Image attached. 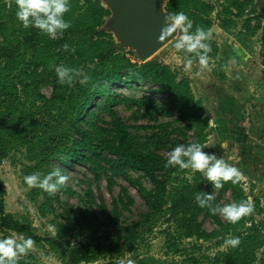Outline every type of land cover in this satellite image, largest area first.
Masks as SVG:
<instances>
[{
	"label": "trees",
	"instance_id": "1",
	"mask_svg": "<svg viewBox=\"0 0 264 264\" xmlns=\"http://www.w3.org/2000/svg\"><path fill=\"white\" fill-rule=\"evenodd\" d=\"M35 1L0 0V65L2 60H10L18 53L35 56V60L24 62L21 68L27 75H0V117L4 114L9 117L19 108L18 118L35 122L47 107L56 105L67 120L63 125L66 133H54L38 140L22 138L28 148L39 146L34 154L36 162L42 165L62 153L87 164L95 177L104 175L109 187L113 177L121 176L137 190L147 209L140 211L138 217H124L122 213L132 201L125 187L112 199L109 209L104 202L96 203L88 186L84 195L73 193L78 204L59 200L60 211L54 209L62 239L53 235L37 236L31 223L22 222L0 208L1 225L24 234L27 240L46 241L58 251L65 264L92 262L107 256L109 260L104 264H120L115 256L135 252V246L142 240V228L150 232L158 220L173 226L162 231L169 251L179 250L178 242L184 239H193L194 249H200L199 242L207 243L205 250L226 245L212 255L191 254L189 262L193 264H199L201 259L207 264H256L258 261L264 264V258L259 259L257 255L264 245V215L260 220L255 218L264 210L260 197L247 194L239 177L229 169L198 168L188 177L196 161L195 151L209 134L203 101L193 93L190 78L177 65L155 57L133 61L121 52L123 46L114 42L111 32L103 27L110 10L100 0H86L84 7L80 0ZM248 8L250 14L257 11L254 0H223L216 13L219 26L228 30L229 22L234 17L242 18ZM165 11L170 19L181 21L187 39L180 45L179 53L187 63L217 57L218 46L210 34L213 4L205 0H166ZM256 18L257 25L253 27L251 18L246 17L242 25L245 31L240 34L253 33L259 27L257 15ZM262 32L264 52V28ZM48 60H55L60 68L55 75H49L52 91L49 97L37 91L35 97L40 103L33 101L26 110L22 96L28 91L27 78L34 77L39 67L45 69ZM215 75L220 79L226 77L223 72ZM118 81L155 83L169 102L155 105L150 99H129L116 94L111 84ZM97 96L103 99L100 110L110 116L106 125H98L92 113L86 114L87 106ZM117 103L136 105L143 110L140 116L149 119L158 115L175 114L176 117L171 121L131 125L113 109L112 105ZM132 128H150V132L140 135ZM15 130L18 126L9 128L5 120H0V158L7 155V140ZM131 171H142L151 180L152 187H145ZM47 172L45 167L43 176ZM2 188L0 184V192ZM51 188L72 191L58 179L48 182L43 196L51 209ZM214 190L231 193V212L224 220L215 208ZM249 196H253V202ZM93 206L99 214L93 211ZM200 214L211 217L215 228L205 229ZM79 236L83 238L72 243ZM21 247L18 244L8 252L1 246L0 264H28L27 258L19 254ZM136 264H161V261L148 256L138 259Z\"/></svg>",
	"mask_w": 264,
	"mask_h": 264
},
{
	"label": "rangeland",
	"instance_id": "2",
	"mask_svg": "<svg viewBox=\"0 0 264 264\" xmlns=\"http://www.w3.org/2000/svg\"><path fill=\"white\" fill-rule=\"evenodd\" d=\"M85 1L80 0L82 7L85 6ZM205 1L214 5V11L210 14L212 21L210 34L218 46L217 57L187 63L179 53L180 45L187 39L185 32L181 30V33L161 46L150 58L155 57L180 67L181 72L190 78L195 96L203 101L204 115L208 118L209 134L205 142L195 151L196 161L188 177H191L198 168L212 170L214 166H218L229 169L239 177L247 194L259 196L260 203L263 204L264 195L261 193H264V52L261 42L263 41L264 10L258 0H254L257 11L250 14L248 8L242 18L234 17V20L229 22V29L225 30L219 26L216 15L221 9L223 0ZM34 2L37 3L35 0ZM31 8L34 9V5ZM256 15L259 18V27L253 33L240 34L245 31L242 25L246 17L251 18L253 27L257 25ZM173 22L179 29L181 28L180 20L174 19ZM103 27L109 31L106 26L103 25ZM111 38L118 44L112 32ZM121 52L133 61L142 59L130 48L123 47ZM34 58L35 56L29 53H18L10 60H2L0 75H8V77L27 75L21 68L25 65L24 62L35 60ZM59 69V64L55 60H48L45 69L39 67L34 77L27 78L28 91L22 96L26 110L33 101L40 103L35 97L37 91L49 97L52 91L49 75H55ZM51 72L53 74H50ZM217 72H223L226 77L218 78L215 75ZM56 81L53 80V82ZM111 89L116 94L129 99H150L155 105L169 102L168 96L160 90L159 86L150 81L143 83L118 81L111 84ZM18 90L21 94L19 85ZM102 100V97L97 96L86 108V114L92 113L98 125H106L110 121L107 111L99 108ZM112 107L121 119L131 125L171 121L176 117L175 114L158 115L152 119L141 117L143 110L131 103H117ZM18 115L19 108H15L13 115L5 117L4 114L0 117V120H5L9 128L18 126V130L13 131V136L8 137L7 155L0 158V184L3 187L0 192V208L3 212L12 214L22 222L31 223L37 236L53 235L62 239L58 231L59 218L54 209L58 208L59 200L68 201L73 205L78 204L76 195H84L88 186L96 203L104 202L109 209L112 206V199L121 193L122 187H125L132 201L123 211L124 217H138L140 211L147 209L146 202L137 190L121 176L113 177V183L109 187L104 175L95 177L87 168V164L65 157L62 153L58 158L53 157L50 161L42 162V165L36 162L38 160L35 159L34 154L39 150V146L34 145L28 148L23 140L25 136L30 140H38L39 137L54 133H66L63 125L67 120L56 105L47 107L38 119L35 118V122L29 118L21 120ZM132 130L140 135L150 132V128H132ZM191 135L192 132H188L189 138ZM45 167L49 172L43 176ZM131 173L138 176L145 187H152L151 180L142 171H131ZM53 179H58L72 191L51 188L50 198L53 207L51 209L43 196V189L48 187V182ZM252 184L253 188H251ZM212 198L219 216L224 220L225 216L231 212L230 191L214 190ZM249 199L253 202V196H249ZM83 205L82 209L85 207ZM92 209L99 214L95 206ZM263 215L264 210L262 214L255 215L256 220H260ZM199 219L207 230L216 226L209 216L200 214ZM169 229H173V226L163 220L156 221L150 232L142 228V240L135 246V252L115 256L114 259L120 264H136L138 259L152 256L160 260L161 264H193L189 262L191 254L199 255L200 252H205L212 255L217 249L226 247L221 245L218 248L211 247L205 250L207 243L199 242L200 249H194L192 247L194 240L184 239L178 242L179 250L169 251L165 246V233L162 232ZM81 238L83 236L72 240V243ZM18 244L22 245L19 254L27 258L28 264H65L58 251L46 241L27 240L24 234L8 230L0 223V247L3 246L6 251L11 252ZM257 255L259 259L264 258V245L258 249ZM106 260H109V256L80 264H104ZM199 264H207V262L201 259ZM256 264L261 263L258 261Z\"/></svg>",
	"mask_w": 264,
	"mask_h": 264
},
{
	"label": "water",
	"instance_id": "3",
	"mask_svg": "<svg viewBox=\"0 0 264 264\" xmlns=\"http://www.w3.org/2000/svg\"><path fill=\"white\" fill-rule=\"evenodd\" d=\"M110 10L106 26L124 48L147 60L178 33L165 11L166 0H100ZM264 10V0H258Z\"/></svg>",
	"mask_w": 264,
	"mask_h": 264
}]
</instances>
